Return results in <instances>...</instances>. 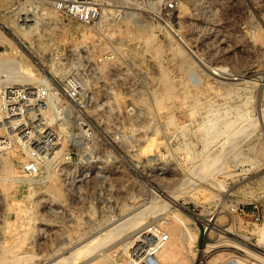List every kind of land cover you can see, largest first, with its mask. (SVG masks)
I'll return each instance as SVG.
<instances>
[{
    "label": "rangeland",
    "instance_id": "1",
    "mask_svg": "<svg viewBox=\"0 0 264 264\" xmlns=\"http://www.w3.org/2000/svg\"><path fill=\"white\" fill-rule=\"evenodd\" d=\"M91 1L97 2L99 6L102 8V17L98 29L84 26L81 23L68 18L62 11L55 8V6L53 5V0H0V35H1L0 37L2 38V40H0V60L6 56L13 55L21 60H25V61L28 60L29 63L34 67V69L36 68L33 62H36L39 65L44 66L46 70H48L49 72H53V73H58V72H54L52 71V69L50 70V66L48 64L50 60H52L53 64H55L57 68H59V70H63V69L83 70L82 74L85 73V75L83 76L85 83L90 87L98 88L99 90L95 94H97V96H99L101 100L108 99L111 103V106L108 109L105 108V109L97 110L94 107H89V111L98 120L103 121L102 128L103 129L106 128V132L109 131L108 129L110 126L107 123L105 124L104 122H106V120L109 119L112 114L115 115L118 114L119 120H121L122 123L121 126H123L121 130L122 134H128V133L131 134L130 140L121 141L120 138H118L117 140L116 139L112 140V144L114 145V147L123 156V158H121L122 162H120L121 165L120 167H118L120 168L119 170L120 178H118V180H115L113 178V173H108L107 175H105L104 173V176L103 173H99L98 174L99 177H94V176L92 177V174L89 173L88 180L83 179L80 184L76 182V184L73 185L67 183V177L65 176V174L57 172L56 174L58 175L59 180L57 184L53 185L51 184V180L48 181L47 177H45V172H41L40 174L35 176L36 178L32 177V179L30 177H26L25 174L21 172L23 175L21 176V179L5 180V181L1 179L0 186L1 185L4 186L3 187L1 186L0 189H3L5 191L3 195L2 193L0 194L1 197L0 198L1 201L0 202V221H1L0 222V231H1L0 253L1 254L3 253L1 251L5 252V249L3 248L4 245L2 246V243L4 244L6 241L8 242L10 240L9 242L11 244L15 240L16 243L14 244V246L18 245L19 248L18 247L14 248L13 244L10 246L9 242H8L9 246L5 244L6 246L4 247L5 248L12 247L17 251H19V254L22 252L21 255L26 254L24 256H27L28 260L31 255L43 257L44 260L48 259L50 257V254L52 253V250L54 252L61 251L74 244L77 245L78 242L88 234H91L92 236H97L98 233L96 232V230L102 227V225L105 224V222L112 220L111 219L112 217L115 218L122 216L121 214H125L128 209L131 210V208L134 207H136V209L142 208L144 206L142 204L143 202L149 204V200L152 198V195L158 197L159 203H163L164 201H165L164 203H166L167 202L165 198L166 193H169L174 189L173 191L178 192L176 198V203H178V206L171 204L170 206H168L167 212L164 211L162 213H157L151 216L150 219L148 218L149 220H146L145 223H142L141 225L136 227V229L124 228L125 230L123 229V231L119 232L117 236L115 235L114 237L107 238L104 241V243L98 245L87 254L77 253L76 257L66 262V264H105V263L106 264H126V263L136 264L138 262H135L133 256L131 255L132 242H128L127 241L128 238L130 240L135 238L149 224H158V225L161 224L160 225L161 228L165 230L166 227H169V220L171 219V214L175 210H179L185 216L188 217L190 216L192 219H197L199 230L196 240V246L205 247L208 243L214 244V246L208 248V250L206 251L202 250L200 252H197L198 254L195 256V258L192 259V262L191 261L187 262L180 259L184 252L182 245V248L180 250V255H178V257L175 260H172L170 262L167 261L164 263L162 262L160 257L156 255L155 258L158 261V264H181V263L207 264L209 263V261L215 260L216 257H220L216 261V263L218 262L220 263L221 261L226 259V257L231 255L242 258H248L249 261L251 262L254 261L252 256L248 255L244 249L233 246L230 241L245 246V248L251 251H255L257 254L264 257V245L258 244L256 242V236L255 233L253 232L255 231L254 229H256V227L262 226L264 224V147H263L264 118L262 116L263 114L262 111L264 110L263 109L264 108V88H263L264 87V0H228L229 2L227 0L224 1L223 0H193L188 3L187 6L188 9H186V11L183 12V14L180 16L181 18H178V15H176L178 5L174 9L171 10L166 9L164 4L165 0H127V1L126 0H91ZM203 5H207V6H203ZM105 7L110 8L111 10V14H109L108 16L104 11ZM122 9L128 10V12L130 13L132 12L133 14H135V16L137 15L142 17L141 19L144 23V26L148 27L149 30L151 28L150 32H154L153 33L154 35L152 33L151 34L153 35V37H155L154 40L160 47L158 53H155L152 50L150 51L149 48H147L146 46H144V44H142L141 42L135 39L129 40L125 38L124 33L122 32L127 30V28L124 26L125 23L123 20L124 18H123ZM105 16L107 17L106 19L108 18L109 19L107 21L106 19L102 21ZM208 16L210 22L207 21ZM145 20L149 25L146 24ZM188 20L190 21V23H188L189 22ZM25 21H27L26 23L34 24V26L32 27L33 29L30 28L29 30H27L24 33L25 35L23 36V33H21V31H16L17 29H14L15 28L14 25L21 26L22 28H24L23 25L25 24ZM101 21L105 22V25H103V27H100ZM166 23H169L173 29H176L179 32L181 31L180 33H182L184 37L186 36V41L188 45L185 50H184L185 47L182 44V42L179 39H177V37L171 31V28H169ZM130 25L132 26L133 24ZM198 25L199 26L201 25V27H199ZM194 26L198 28L196 27L194 28ZM206 28L209 29V31H207ZM198 30L201 32L199 33ZM86 31L93 33L94 38L95 39L97 38L103 43L102 48H97L92 52L91 58H87L88 54H85V49H84L86 48V46L84 45L85 43L83 42L85 38L82 33ZM195 33H197V35H195ZM216 37L217 39H215ZM119 41L120 43H118ZM177 43L179 44L177 45ZM176 47H180L181 49H183L185 52L188 53L187 55L189 56L187 58V61L189 62V64H192L191 66L193 67V68L190 67V69H195V71L200 76V79L203 78L199 80V82H193L191 80V78L188 75L189 69L180 68L179 65L180 59L177 58L175 55L174 48ZM123 50L124 52L125 51L126 52L124 53ZM68 53H71V55ZM150 53L153 54L151 55ZM165 54L167 56H164ZM200 57L208 64L211 63V64L226 65V67L231 70L239 71L240 73L243 74L245 80H236L229 85L228 83H220L223 78H220L219 76L215 78L214 77L215 74H213L203 65V63L200 60ZM176 68L179 69L177 70ZM161 71L167 72L169 81H171L170 83L173 88V94H174L173 96H175L170 100L169 102L170 106L168 109L171 115L172 113L174 115V116L172 115V117H174L173 118L174 122L176 120V124L174 125L165 124L166 122L164 120L166 118V114H165L166 111L163 108H157V107H155L156 108L155 111L154 108L155 105L152 102V98H153L152 90H151L152 87L153 89H159L162 86V84H160L161 82L159 78ZM153 76H155L156 78ZM253 78L259 79L261 83L260 84L252 83L248 81ZM182 80L183 82H181ZM224 81H226V79H224ZM208 82L209 83L213 82L214 85L213 84L210 85ZM214 87H218L221 91H219L218 88H214ZM224 89H227L228 92L229 90L232 92L228 93ZM216 91L218 93H216ZM116 94H119L123 100L121 99L120 101L116 102L115 101ZM205 94L207 97H209L208 99H206ZM150 95L152 98L150 97ZM223 96L226 97L223 98ZM236 96L238 97L240 96L239 97L240 99L237 98ZM142 99L144 100V103H142ZM209 99L210 101L212 100L213 103H211ZM189 100L191 101V103ZM183 102L186 104L183 105ZM192 103H194L196 106L193 105ZM180 104L181 106H178ZM188 104L190 105L192 104V105L190 106ZM213 104L216 107H213L214 106ZM146 105H147V110H146ZM225 105H227L228 107H226ZM192 106L195 107L194 111L191 110L193 108ZM212 107L213 109L214 108L223 109L225 117L227 119L235 120L237 127L240 124H243L244 126L240 130H238V128L240 127L238 128L236 127L238 131L236 130L233 136H231L232 139L226 140V136L220 135L218 138L211 140L207 146H204L205 143L200 135L199 125L205 119V115H203V113L207 110V108L209 109ZM231 107L233 108L230 109ZM236 107L237 108L239 107L237 111L235 109ZM242 107H244V109ZM148 109L151 111H149ZM188 109L193 113L195 111H196L195 113L197 112L198 113L191 114L192 112H190ZM149 113L151 116L149 115ZM237 113L240 114L243 113L242 115H244L245 117L241 118L236 115ZM249 116L252 119H255L254 120L255 124L251 123L254 121L248 119L250 118ZM191 117L194 119H192ZM107 125L108 128L106 127ZM248 125H250V127H248ZM245 128H247L246 130L247 132L245 131ZM249 130L251 134L248 132ZM233 131L234 130H232V132ZM243 131L244 133L249 134V136L247 134L245 136H242L241 133H243ZM178 132H180L181 134ZM238 132L241 133L237 134ZM165 133L167 136L165 135ZM163 134L165 136H163ZM154 136L156 137L154 138ZM193 136H195L196 138ZM151 137L154 139L152 140ZM162 138L164 139V141H162L163 140ZM197 138L200 139L198 140ZM235 138H237V141H235L234 143L233 140ZM150 139L152 140V143H150L151 141ZM219 139L221 141L227 142V145L225 144L223 145L225 147L222 150V153L225 155L223 156L224 158L222 157V161L218 162L217 165L211 168L210 170L209 169L203 170L202 168L203 164L201 163L203 162V159H201V155L203 157L204 154L205 155L210 154L216 147L219 148L220 146ZM202 140L203 142H201ZM231 141L232 143H230ZM236 142H238V144ZM145 143L147 147L145 146ZM148 143L149 145L151 144L150 145L151 147L147 145ZM236 144L237 146L233 148V145L235 146ZM213 145L215 147H213ZM182 147H184L185 149ZM236 148L238 149V152H236L237 151ZM143 149L145 152L143 151ZM231 149H233L232 150L233 152L231 151ZM234 149L236 150L235 155H234ZM199 151H201L202 154ZM230 151L231 153L229 154ZM247 152L250 155L246 154ZM2 155L11 159L10 161L12 165L19 169L18 156L15 152L9 151L7 153H3ZM228 155L229 156L234 155V156L233 157L230 156L229 158ZM186 156H188V158ZM192 157L194 158V160L191 159ZM247 157H249L250 159ZM198 161H200V163ZM258 161L260 163H257ZM191 163L192 165H190ZM219 163H222L223 165ZM256 164H258L259 166ZM244 167L246 168V170L244 169ZM226 168H228L229 170ZM242 172L244 173L242 174ZM79 175L80 174H78V176ZM190 175L192 176L191 178L194 180L195 183L186 186L182 185V187L178 186L182 178L188 177ZM217 177L220 179H218ZM1 182H4L5 184L4 183L1 184ZM105 184H111L108 185L110 186V188H106ZM103 185H105V188H102ZM76 186L78 187L81 186L82 188L80 187L79 189L83 192H79L80 190H78V187ZM111 187L113 189H111ZM224 188H227V190H224ZM105 189L108 190L109 192L106 191ZM106 194L109 195L110 197L107 196ZM40 195L43 197V199ZM90 203L92 204V206ZM49 204L51 208L48 207ZM4 205L5 206L8 205L6 206L7 208ZM13 205L15 206L13 207ZM48 208L51 210H49ZM14 209H16V211ZM17 209L19 210L17 211ZM170 209H172L173 211ZM24 211H26V213H24L26 215L23 214ZM13 212L14 213L16 212L15 213L16 216L14 215ZM31 214H33L34 217ZM71 218H73V220ZM207 218H210L208 224L206 223ZM27 219H30V221ZM48 219L49 221H47ZM4 220L8 224V228H6L7 227L6 223L4 225L3 222ZM25 222L26 223L28 222V224L26 225ZM21 223H23V225H21ZM1 224H3V226ZM213 224H216L217 228L220 229L228 228V231L226 232L217 231L211 228V225ZM14 227L16 231L12 230ZM4 228L6 230L5 232L7 233L4 232ZM56 229L58 230V232H56L57 231ZM21 230L28 231V233L27 232L22 233ZM43 232L45 233L48 232V234L46 235L47 241L45 240L44 242L42 241V239H40V235ZM79 232L80 234L81 233L82 234L81 235L77 234ZM18 233L20 236L18 235ZM76 235L78 236L76 237ZM67 236L69 237L70 240H68ZM72 236L73 238L74 237L75 238L73 239ZM80 236H82V238ZM125 240L126 242H128V244L125 242ZM65 242H67L66 245ZM55 244H57L59 247ZM122 245H125L127 249L126 247L122 249L121 248ZM142 246L143 245H141V247ZM57 247L58 249H56ZM98 250L99 252H97ZM125 251H127V253ZM64 254L66 255L68 253L66 252ZM222 254H224L223 257ZM88 255H90L91 257H89ZM98 258L100 260H98ZM29 261H27L25 264H28Z\"/></svg>",
    "mask_w": 264,
    "mask_h": 264
},
{
    "label": "bare ground",
    "instance_id": "2",
    "mask_svg": "<svg viewBox=\"0 0 264 264\" xmlns=\"http://www.w3.org/2000/svg\"><path fill=\"white\" fill-rule=\"evenodd\" d=\"M127 1V0H126ZM184 1V2H183ZM190 1H193V0H178V3H177V5H178V8H177V14L176 15H178V18H181L180 16L183 14V12H185L186 11V9H188L187 8V6H188V3L190 2ZM224 1V0H223ZM228 1V0H227ZM134 2V1H133ZM204 2V1H203ZM218 2V1H217ZM222 2V1H221ZM229 2V1H228ZM135 3V2H134ZM202 3V2H201ZM226 3V2H225ZM130 4H131V2H130ZM203 4V3H202ZM206 4V3H205ZM196 5H198V4H196ZM203 6H207V5H203ZM191 7V6H190ZM194 7V6H193ZM197 7V6H196ZM195 8V7H194ZM203 8H205V7H203ZM201 9V8H200ZM206 9H208V8H206ZM213 9V8H212ZM211 9V10H212ZM202 10V9H201ZM205 10V9H204ZM208 10H210V9H208ZM104 11L106 12V14H107V16L109 15V14H111V10H110V8H104ZM122 11H123V20H124V23H125V27L127 28V30H125L124 32H122V33H124V36H125V38L126 39H129V40H133V39H135V40H137V41H139V42H141L142 44H144V46H146L147 48H149L150 49V51L152 50V51H154L155 53H158L159 52V50H160V47H159V45L155 42V40H154V38L155 37H153V33L154 32H150L151 31V28H150V30L148 29V27H145L144 26V23H143V21H142V17L141 16H135V14H133L132 12L130 13V12H128V10H125V9H122ZM191 12V11H190ZM192 12H194V11H192ZM176 13V12H175ZM204 14V13H203ZM211 14V13H210ZM49 16H51V15H49ZM48 16V17H49ZM192 16V15H191ZM198 16V15H197ZM200 16H202V15H200ZM211 16V15H210ZM186 17V16H185ZM107 17L105 16L104 18H103V20L102 21H104L105 19H106ZM209 18V16L207 17V19ZM29 19V18H28ZM109 19V18H108ZM108 19H106V21L108 20ZM145 19V18H144ZM185 19V18H184ZM188 19V18H187ZM200 19V18H199ZM122 20V19H121ZM177 20V19H176ZM186 20V19H185ZM194 20V19H193ZM215 20V19H214ZM214 20H212V21H214ZM217 20V19H216ZM101 21V26L100 27H103V25H105V22H102ZM184 21V20H183ZM189 21V20H188ZM198 21H201V20H198ZM207 21H209L210 22V20L208 19ZM27 21H25V24L23 25L24 26V28H22L21 26H16V25H14V29H17L16 31H21V33H23V36L25 35L24 33L27 31V30H29L30 28H32L33 26H34V24H29V23H26ZM145 22H146V20H145ZM178 22V21H177ZM184 23V22H183ZM186 23V22H185ZM188 23H190V21L188 22ZM214 23V22H213ZM130 24H133L132 26L130 25ZM146 24H147V22H146ZM167 25H168V27L169 28H171V31L174 33V35L177 37V39H179L181 42H182V44L184 45V50L186 49V47H187V41H186V36L184 37L183 35H182V33H180L179 31H177L176 29H173L171 26H170V24L169 23H166ZM191 24H192V22H191ZM206 24V23H205ZM147 25H149V24H147ZM181 25V24H180ZM187 25V24H186ZM214 25V24H213ZM13 26V25H12ZM120 26V25H119ZM123 26V27H124ZM175 26V25H174ZM178 26V25H177ZM199 26V25H198ZM207 26V25H206ZM99 27V28H100ZM121 27V26H120ZM132 27V28H131ZM135 29H134V28ZM176 27V26H175ZM179 27V26H178ZM193 27V26H192ZM191 27V28H192ZM196 26H194V28H195ZM199 27H201V25L199 26ZM203 27V26H202ZM196 28H198V27H196ZM211 28V27H210ZM216 28V27H215ZM218 28V27H217ZM33 29V28H32ZM106 29V28H105ZM177 29H179V28H177ZM190 29V28H189ZM207 29V28H206ZM212 29V28H211ZM11 30V29H10ZM100 30V29H99ZM103 30H104V28H103ZM118 30H120V29H118ZM193 30V29H192ZM192 30H190V31H192ZM203 30V29H202ZM222 30V29H221ZM107 31V30H106ZM115 31V30H114ZM113 31V32H114ZM116 31H117V29H116ZM123 31V30H122ZM199 31V30H198ZM205 31V30H204ZM207 31H209V29H207ZM217 31V30H216ZM220 31V30H219ZM30 32V31H29ZM81 32V31H80ZM201 31H199V33H200ZM203 32V31H202ZM223 32V31H222ZM21 33H19V34H21ZM31 33H33V32H31ZM105 33V32H104ZM153 35H152V34ZM190 33H192V32H190ZM214 33V32H213ZM83 34V36H84V45L86 46V48H84L85 49V54H88V56H87V58H91V54H92V52L95 50V49H97V48H102L103 47V43L100 41V40H98L97 38L95 39L94 38V34L93 33H91V32H83L82 33ZM209 34V33H208ZM212 34V33H211ZM210 34V35H211ZM173 35V34H172ZM188 35V34H187ZM195 35H197V33H195ZM214 35V34H213ZM216 35V34H215ZM1 36V35H0ZM3 36V35H2ZM201 36V35H200ZM4 37V36H3ZM196 37V36H195ZM1 38V37H0ZM26 38V37H25ZM31 38H33V37H31ZM81 38H82V36H81ZM106 38V37H105ZM122 38V37H121ZM121 38H120V40H121ZM205 38V37H204ZM209 38V37H208ZM213 38V37H212ZM212 38H210V39H212ZM5 39V38H4ZM123 39V38H122ZM215 39H217V37L215 38ZM0 40H2V38L0 39ZM83 40V39H82ZM12 41V40H11ZM206 41V40H205ZM208 41V40H207ZM217 41V40H216ZM33 42V41H32ZM123 42V41H122ZM128 42V41H127ZM175 42V41H174ZM105 43V42H104ZM118 43H120V41L118 42ZM117 43V44H118ZM130 43H132V42H130ZM204 43V42H203ZM89 44V45H88ZM179 43H177V45H178ZM222 44V43H221ZM122 45V44H121ZM134 45H135V43H134ZM141 45V44H140ZM11 46V45H10ZM70 46V45H69ZM72 46V45H71ZM91 46V47H90ZM124 46V45H123ZM172 46V45H171ZM180 46V45H179ZM31 47V46H30ZM118 47H119V45H118ZM121 47V46H120ZM125 47V46H124ZM124 47H123V49H124ZM128 47V46H127ZM161 47H162V45H161ZM181 47V46H180ZM180 47H176V48H174L175 49V55H176V57L177 58H179L180 59V61H179V65H180V68H185V69H189V71H188V75H189V77L191 78V80L193 81V82H199V80H201V79H203V78H201L200 79V76L198 75V73L195 71V69H190V67H192L191 65L192 64H189V62L187 61V58H188V56L189 55H187L188 53L187 52H185L183 49H181ZM37 48H39V47H37ZM126 48V47H125ZM164 48V47H163ZM173 48V47H172ZM119 49V48H118ZM144 49V48H143ZM167 49V48H166ZM122 50V49H121ZM147 50V49H146ZM12 51V50H11ZM138 51H139V49H138ZM149 51V50H148ZM169 51H170V49H169ZM187 51V50H186ZM229 51V50H228ZM232 51V50H231ZM119 52H122V51H119ZM123 52H124V50H123ZM126 52V51H125ZM124 52V53H125ZM165 52V51H164ZM167 52V51H166ZM134 53V52H133ZM140 53V52H139ZM142 53V52H141ZM145 53V52H144ZM147 53V52H146ZM14 54V53H13ZM68 54H70L71 55V53H68ZM128 54V53H127ZM151 54V53H150ZM149 54V55H150ZM153 54V53H152ZM151 54V55H152ZM75 55V54H74ZM130 55V54H129ZM125 56V55H124ZM128 56V55H127ZM158 56V55H157ZM162 56V55H161ZM164 56H167L166 54L164 55ZM199 56V55H198ZM74 57V56H73ZM129 57V56H128ZM169 57V56H168ZM173 57H175V56H173ZM173 57H172V59H173ZM134 58V57H133ZM158 58V57H157ZM162 58H164V57H162ZM219 58H220V56H219ZM24 59V58H23ZM132 59V58H131ZM139 59H140V57H139ZM175 59V58H174ZM149 60V59H148ZM155 60V59H154ZM162 60V59H161ZM176 60V59H175ZM200 60H201V62L203 63V65L208 69V70H210L213 74H215V78H217L218 76L220 77V78H223L222 80H221V82L220 83H228V85L229 84H232L234 81H236V80H245L244 79V76H243V74L242 73H240L239 71H234V70H231V69H229V68H227L226 67V65H219V64H208V63H206L201 57H200ZM28 60H21V59H19V58H16L15 56H13V55H10V56H6V57H4L3 59H1L0 60V85L2 86L4 83L5 84H20V83H26V84H30L31 82H33L34 80H37V79H39L40 77H41V75L37 72V70L36 69H34V67L29 63V61L27 62ZM49 61V60H48ZM47 61V62H48ZM153 61V60H152ZM156 61V60H155ZM169 61H172V60H169ZM192 61V60H191ZM190 61V62H191ZM159 62H160V60H159ZM175 62V61H174ZM93 63V62H92ZM152 63V62H151ZM156 63V62H155ZM161 63H163V62H161ZM161 63H159V64H161ZM164 63H167V62H164ZM49 66H50V70L52 69V71H54V72H59V71H62V70H59V68H57V66L55 65V64H53V62H52V60H50L49 61ZM57 64V63H56ZM103 64V63H102ZM174 64V63H173ZM175 64H177V63H175ZM93 65V64H92ZM150 65V64H149ZM194 65V64H193ZM144 66V65H143ZM177 66V65H176ZM102 67H103V65H102ZM109 67V66H108ZM173 67H175V66H173ZM99 68H101V67H99ZM106 68V67H105ZM167 68V67H166ZM170 68V67H169ZM193 68V67H192ZM95 69H96V67H95ZM110 69H111V67H110ZM149 69V68H148ZM147 69V70H148ZM161 69V68H160ZM177 70L179 69V68H176ZM63 70H66V69H63ZM93 70V69H92ZM98 70V69H97ZM108 70V69H107ZM167 70V69H166ZM181 70V69H180ZM150 71V70H149ZM168 71V70H167ZM171 71V70H170ZM170 71H169V73H170ZM185 71V70H184ZM187 71V70H186ZM96 72V71H95ZM152 72V71H151ZM157 72H159V71H157ZM145 73H146V71H145ZM154 73V72H153ZM185 73V72H184ZM155 74V73H154ZM180 74V73H179ZM151 75H153V74H151ZM181 75V74H180ZM149 76V75H148ZM147 76V77H148ZM157 76V75H156ZM183 76V75H182ZM153 77H155V76H153ZM173 77V76H172ZM156 78V77H155ZM159 78H160V84H162V86H161V88H159V89H153V87H152V96H153V98L151 97V95H150V97L152 98V102H153V104L155 105L154 106V108L155 107H157V108H163L166 112H165V114H166V118H165V124H167V125H174V124H176V120H175V122H174V117H172V115H173V113H172V115H171V113L168 111V109H169V102H170V100L173 98V97H175V96H173L174 94H173V88H172V86H171V81H169V78H168V74H167V72H165V71H161L160 72V76H159ZM212 78V77H211ZM219 78V79H220ZM148 79V78H147ZM177 79V78H176ZM186 79V78H185ZM189 79V78H188ZM224 79H226V81H224ZM261 79V78H260ZM178 80V79H177ZM208 80V79H207ZM149 81H150V79H149ZM152 81V80H151ZM248 81H250V82H252V83H261V81L259 80V79H256V78H253V79H250V80H248ZM154 82V81H153ZM156 82V81H155ZM181 82H183V80L181 81ZM150 83V82H149ZM186 83V82H185ZM209 83V82H208ZM218 83V82H217ZM246 83V82H245ZM176 84H178V83H176ZM210 85L211 84H213V82L212 83H209ZM149 85H152V84H149ZM172 85H174V84H172ZM214 85V84H213ZM235 85V84H234ZM233 85V86H234ZM1 86H0V88H1ZM179 86V85H178ZM188 86V85H187ZM191 86V85H190ZM190 86H189V88H190ZM200 86V85H199ZM198 86V87H199ZM236 86V85H235ZM183 87H184V84H183ZM227 87V86H226ZM237 87H238V85H237ZM156 88V87H155ZM174 88H175V86H174ZM195 88V87H194ZM196 88H197V86H196ZM201 88V87H200ZM214 88H218V87H214ZM224 88H225V86H224ZM230 88V87H229ZM264 88V87H263ZM185 89H187V88H185ZM202 89V88H201ZM223 89V88H222ZM234 89H235V87H234ZM147 90H149V89H147ZM183 90V89H182ZM190 90V89H189ZM195 90V89H194ZM204 90V89H203ZM215 90V89H214ZM218 90L219 91H221L219 88H218ZM224 90H226V92H228L227 91V89H224ZM185 91V90H184ZM199 91V90H198ZM206 91V90H205ZM147 92H149V91H147ZM179 92V91H178ZM177 92V93H178ZM181 92H183V91H181ZM196 92V91H195ZM194 92V93H195ZM225 92V93H226ZM229 92H232V91H230L229 90ZM228 92V93H229ZM236 92V91H235ZM176 93V92H175ZM216 93H218L217 91H216ZM148 94V93H147ZM186 94H188V93H186ZM189 94H191V93H189ZM196 94V93H195ZM194 94V95H195ZM235 94H237V93H235ZM234 94V95H235ZM182 95V94H181ZM197 95V94H196ZM201 95H204V94H201ZM207 95H209V94H207ZM213 95V94H212ZM219 95V94H218ZM233 95V96H234ZM241 95V94H240ZM141 96V95H140ZM139 96V97H140ZM176 96H177V94H176ZM183 96H184V94H183ZM186 96V95H185ZM191 96V95H190ZM205 96H206V94H205ZM204 96V97H205ZM220 96V95H219ZM248 96V95H247ZM180 97V96H179ZM224 97H226V96H223V98ZM237 98H239L238 96H236ZM182 98V97H181ZM191 98V97H190ZM209 97H207L206 96V99H208ZM216 98V97H215ZM122 98H121V96L119 95V94H116V96H115V101L116 102H118V101H120ZM139 99V98H138ZM150 99V98H149ZM180 99V98H179ZM183 99V98H182ZM195 99V98H194ZM205 99V100H206ZM213 99V98H212ZM226 99V98H225ZM240 99V98H239ZM123 100V99H122ZM175 100V99H174ZM184 100V99H183ZM186 100H188V99H186ZM196 100V99H195ZM238 100V99H237ZM141 101V100H140ZM149 101V100H148ZM182 101V100H181ZM190 101V100H189ZM193 101V100H192ZM201 101V100H200ZM199 101V102H200ZM202 101H204V100H202ZM209 101H210V99H209ZM219 101V100H218ZM225 101V100H224ZM227 101V100H226ZM229 101V100H228ZM242 101V100H241ZM146 102H147V100H146ZM185 102V101H184ZM183 102V105L184 104H186L187 103V101H186V103H184ZM196 102V101H195ZM211 103H213L212 102V100L210 101ZM221 102V101H220ZM243 102V101H242ZM142 103H144V100L142 99ZM189 103V102H188ZM190 103H191V101H190ZM229 103V102H228ZM227 103V104H228ZM147 104H149V103H147ZM193 105H195L194 103H192ZM191 104V105H192ZM216 104V103H215ZM236 104V103H235ZM241 104V103H240ZM239 104V105H240ZM142 105V104H141ZM174 105V104H173ZM172 105V106H173ZM188 105H190V104H188ZM190 105V106H191ZM198 105V104H197ZM214 105V104H213ZM220 105V104H219ZM222 105V104H221ZM247 105V104H246ZM153 106V105H152ZM178 106H181V104L180 105H178ZM196 106V105H195ZM206 106H207V104H206ZM211 106H212V104H211ZM226 107H228L227 105H225ZM231 106V105H230ZM242 106V105H241ZM144 107V106H143ZM151 107V106H150ZM176 107V106H175ZM193 107V106H192ZM213 107H216L215 105L213 106ZM213 107L212 108H207V110L203 113V115H205V119H204V121L202 122V123H200V125H199V132H200V135H201V137L203 138V140H204V143H205V145L204 146H207L208 145V143H210V141L211 140H213V139H216V138H218L220 135H224V136H226V140L227 139H232V137L231 136H233V134L236 132V130H237V128L238 127H240V128H238V130H240L244 125L243 124H240L238 127H237V125H236V121L235 120H233V119H227L226 117H225V114H224V110L223 109H218V108H214L213 109ZM263 107V106H262ZM184 108V107H183ZM187 108V107H186ZM188 108H190V107H188ZM194 108L195 107H193L191 110H193L194 111ZM233 107H231L230 109H232ZM239 108V107H238ZM237 107L235 108L236 109V111H237V109H238ZM243 109H244V107H242ZM177 109H179V108H177ZM235 109H233V110H235ZM260 109V108H259ZM264 109V108H263ZM146 110H147V105H146ZM149 110V109H148ZM185 110V109H184ZM183 110V111H184ZM189 110V109H188ZM205 110V109H204ZM149 111H151V110H149ZM155 111H156V108H155ZM163 111V110H162ZM190 111V110H189ZM227 111V110H226ZM230 111V110H229ZM259 111H261V110H259ZM158 112V111H157ZM177 112V111H176ZM175 112V113H176ZM190 112H192V111H190ZM196 112V111H195ZM194 112V113H195ZM200 112V111H199ZM245 112H247V111H245ZM263 112V114H262V116H263V118H264V110L262 111ZM261 112V113H262ZM147 113V112H146ZM151 113V112H150ZM150 113H149V115H150ZM193 112L191 113V114H194ZM198 113V112H197ZM197 113H195V114H197ZM201 113V114H202ZM225 113H227V112H225ZM156 114V113H155ZM164 114V113H163ZM200 114V113H199ZM243 113H237L236 115L237 116H239V117H241V118H244L245 116L244 115H242ZM188 115V114H187ZM202 115V116H203ZM227 115V114H226ZM232 115V114H231ZM151 116V115H150ZM174 116V115H173ZM176 116V115H175ZM193 116V115H192ZM202 116H200V117H202ZM230 116V115H229ZM236 116V117H237ZM253 116V115H252ZM157 117V116H156ZM188 117V116H187ZM228 117V116H227ZM250 117V116H249ZM254 117V116H253ZM192 118V117H191ZM238 118V117H237ZM240 118V119H241ZM192 119H194V118H192ZM196 119V118H195ZM248 119H251V120H255V119H252L251 117L250 118H248ZM162 120V119H161ZM157 121V120H156ZM202 121V120H201ZM200 121V122H201ZM248 121V120H247ZM159 123V122H158ZM183 123V122H182ZM241 123H242V121H241ZM252 124H255V121L254 122H251ZM154 125V124H153ZM179 125V124H178ZM191 125V124H190ZM148 126H149V124H148ZM252 126V125H251ZM174 127V126H173ZM237 127V128H236ZM248 127H250V125H248ZM154 128H155V126H154ZM166 128V127H165ZM196 128V127H195ZM254 128H256V127H254ZM161 129V128H160ZM177 129V128H176ZM191 129H192V127H191ZM250 129V128H249ZM164 130H166V129H164ZM172 130V129H171ZM174 130V129H173ZM180 130V129H179ZM232 130H234L233 132H232ZM237 130V131H238ZM244 130V129H243ZM247 130V128H245V131ZM251 130H254V129H251ZM155 131V130H154ZM153 131V132H154ZM169 131V130H168ZM176 131V130H175ZM178 131V130H177ZM170 132V131H169ZM174 132V131H173ZM182 132V131H181ZM242 132V131H241ZM241 132H238L237 134H239V133H241ZM247 132V131H246ZM250 134H251V132H250V130L248 131ZM178 133H180V132H178ZM193 133H195V132H193ZM253 133V132H252ZM155 134V133H154ZM153 134V135H154ZM181 134V133H180ZM179 134V135H180ZM187 134H188V132H187ZM197 134V133H196ZM242 134V136H245L247 133H244V131H243V133H241ZM244 134V135H243ZM153 135H150V136H153ZM165 135H166V133H165ZM164 134H163V136H165ZM193 135V134H192ZM198 135V134H197ZM248 136H249V134H247ZM130 135H129V133L128 134H123V138L121 137L120 138V140L122 141H124V140H130V137H129ZM161 136V135H160ZM167 136V135H166ZM242 136H241V138H242ZM156 136H154V138H155ZM192 137V136H191ZM193 137H195V136H193ZM152 138V137H151ZM154 138H152V140L154 139ZM196 138V137H195ZM247 138V137H246ZM158 139H159V137H158ZM161 139V138H160ZM163 139V138H162ZM198 140L200 139V138H197ZM151 140V139H150ZM152 140L150 141V143H152ZM168 140V139H167ZM190 140V139H189ZM194 140V139H193ZM203 140L201 141V142H203ZM218 140V139H217ZM220 140V139H219ZM241 140V139H240ZM244 140V139H243ZM243 140H242V142H243ZM148 141V140H147ZM156 141V140H155ZM162 141H164V139L162 140ZM234 143H235V141H237V138H235L234 140ZM183 142V141H182ZM181 142V143H182ZM219 142V141H218ZM229 142V141H228ZM221 143V144H220ZM220 143H219V148L218 147H216L210 154H208V155H205L204 153V156L202 157V155H201V159H203V162H201L203 165H202V168H203V170H206V169H211V168H213V167H215L216 165H217V163L218 162H220V161H222V157L223 156H225L223 153H222V150L224 149V147L225 146H223L224 144L225 145H227V142L226 141H221L220 140ZM230 143H232V141L230 142ZM229 143V144H230ZM237 144H238V142H236ZM153 144H154V142H153ZM187 144V143H186ZM190 144V143H189ZM213 144V143H212ZM228 144V145H229ZM237 144L234 146L233 145V148L234 147H236L237 146ZM147 145H149V143L147 144ZM151 145V144H150ZM149 145V146H150ZM156 145V144H155ZM162 145V144H161ZM180 145V144H179ZM184 145V144H183ZM193 145V144H192ZM195 145V144H194ZM145 146H146V143H145ZM157 146V145H156ZM163 146V145H162ZM191 146V145H190ZM201 146H203V145H201ZM217 146V145H216ZM240 146V145H239ZM143 147V146H142ZM147 147V146H146ZM145 147V148H146ZM151 147V146H150ZM172 147H174V146H172ZM178 147H180V146H178ZM195 147V146H194ZM193 147V148H194ZM213 147H215L214 145H213ZM232 147V146H231ZM264 147V146H263ZM161 148V147H160ZM182 148H184V147H182ZM181 148V149H182ZM203 148V147H202ZM239 148V147H238ZM251 148V147H250ZM147 149V148H146ZM145 149V150H146ZM180 149V148H179ZM185 149V148H184ZM229 149V148H228ZM237 149V148H236ZM255 149V148H254ZM139 150V149H138ZM149 150V149H148ZM176 150V149H175ZM178 150V149H177ZM198 150H199V148H198ZM202 150V149H201ZM233 149H231V151H232ZM143 151H144V149H143ZM157 151H159V150H157ZM184 151V150H183ZM186 151V150H185ZM191 151V150H190ZM192 151H194V150H192ZM231 151L229 152V154L231 153ZM236 150L234 149V155H235V153L236 152H238V149H237V151L235 152ZM240 151H242V150H240ZM252 151H253V149H252ZM256 151V150H255ZM145 152V151H144ZM148 152V151H147ZM199 152H201V151H199ZM225 152V151H224ZM233 152V151H232ZM157 153V152H156ZM186 153V152H185ZM184 153V154H185ZM201 154H202V152H201ZM207 154V153H206ZM238 154V153H237ZM246 154H248V152L246 153ZM253 154V153H252ZM190 155V154H189ZM199 155V154H198ZM234 155H230L231 157H233ZM242 155V154H241ZM248 155H250V154H248ZM15 156V155H14ZM229 156V155H228ZM230 156H229V158H230ZM243 156H246V155H243ZM10 157V156H9ZM13 157V156H12ZM11 157V158H12ZM187 158H188V156H186ZM195 157V156H194ZM197 157V156H196ZM200 157V156H199ZM251 157V156H250ZM151 158V157H150ZM190 158V157H189ZM224 158V157H223ZM247 158H249V157H247ZM254 158V157H253ZM191 159H193L194 160V158L192 157ZM250 159V158H249ZM11 159H9L8 157H6V156H4V155H2V154H0V180L2 179L3 181H5V180H16V179H21V176H23L22 175V171L21 170H19L18 168H16V167H14L13 165H12V163H11V161H10ZM199 160V159H198ZM225 160V159H224ZM240 160V159H239ZM244 160V159H243ZM247 161V160H246ZM189 162V161H188ZM195 162H197V161H195ZM199 163H200V161H198ZM239 162V161H238ZM250 162V161H249ZM253 162V161H252ZM198 163V164H199ZM257 163H260L259 161L257 162ZM194 164V163H193ZM219 164H222V163H219ZM225 164V163H224ZM228 164V163H227ZM229 164H232V163H229ZM190 165H192V163L190 164ZM223 165V164H222ZM256 165H258V164H256ZM246 166V165H245ZM250 166V165H249ZM253 166H255V165H253ZM259 166V165H258ZM59 167H62V165L61 164H59ZM218 167H219V165H218ZM218 167H216V168H218ZM224 167V166H223ZM223 167H220V168H223ZM231 167V166H230ZM229 167V168H230ZM233 167V166H232ZM53 166H51V164L50 163H48L47 165H46V167H45V169L42 171V172H45V177H47V179H48V181H50L51 180V184H57V182H58V175L56 174L57 172H55L54 170H53ZM188 168V167H187ZM186 168V169H187ZM258 168V167H257ZM182 169V168H181ZM184 169H185V167H184ZM193 169V168H192ZM226 169H228V168H226ZM244 169L246 170V168L244 167ZM253 169V168H252ZM119 170H120V168H118V170L117 171H115V172H112L113 173V178L115 179V180H118V178H120V173H119ZM179 170V169H178ZM188 170V169H187ZM213 170V169H212ZM229 170V169H228ZM181 171V170H180ZM184 171V170H183ZM222 171V170H221ZM238 171V170H237ZM243 171V170H242ZM22 172V173H21ZM203 172H205V171H203ZM220 172V171H219ZM232 172H234V171H232ZM258 172V171H257ZM186 173V172H185ZM188 173V172H187ZM214 173V172H213ZM212 173V174H213ZM217 173V172H216ZM224 173V172H223ZM228 173V172H227ZM231 173V172H230ZM240 173V172H239ZM238 173V174H239ZM244 172H242V174H243ZM251 173V172H250ZM24 174V173H23ZM184 174V173H183ZM241 174V175H242ZM105 175H107L106 173H105ZM202 175H204V174H202ZM201 175V176H202ZM224 175V174H223ZM103 176H104V173H103ZM205 176H206V174H205ZM228 176H229V174H228ZM239 176V175H238ZM106 177V176H105ZM192 176L190 175V176H188V177H184V178H182L181 179V181H180V183L178 184V186H181L182 187V185L183 186H186V185H192V183H195L194 182V180L191 178ZM208 177V176H207ZM235 177H237V176H235ZM25 178V177H24ZM36 178V177H35ZM91 178V177H90ZM180 178V177H179ZM210 178H211V176H210ZM218 178V177H217ZM242 178V177H241ZM262 178V177H261ZM28 179V178H27ZM32 179V178H31ZM30 179V180H31ZM218 179H220V178H218ZM232 179V178H231ZM233 179H234V177H233ZM46 180V179H45ZM241 180V179H240ZM224 181V180H223ZM239 181V180H238ZM9 182H11V181H9ZM177 182V181H176ZM179 182V181H178ZM235 182V181H234ZM257 182V181H256ZM2 183H4V182H1V184ZM89 183V182H88ZM113 183V182H112ZM220 183H221V181H220ZM259 183V182H258ZM257 183V184H258ZM5 184V183H4ZM9 184V183H8ZM61 184V183H60ZM49 185V184H48ZM74 185V184H73ZM83 185V184H82ZM81 185V186H82ZM106 185V188H110V186H108V185H111V184H105ZM105 185H103L102 186V188H105ZM113 185V184H112ZM217 185V184H216ZM2 186V185H1ZM0 186V187H1ZM4 186V185H3ZM2 186V187H3ZM47 186V185H46ZM80 186V187H81ZM218 186V185H217ZM53 187H55V186H53ZM69 187V186H68ZM76 187H78V186H76ZM80 187H78V190H80L79 188ZM220 187V186H219ZM4 188H6V187H4ZM46 188V187H45ZM52 188V187H51ZM82 188V187H81ZM244 188V187H243ZM249 188V187H248ZM251 188H253V187H251ZM55 189V188H54ZM77 189V188H76ZM75 189V190H76ZM111 189H113L112 187H111ZM110 189V190H111ZM83 190V189H82ZM106 190V189H105ZM174 190V189H173ZM170 191L169 193H166V195H165V198H166V200H167V202L166 203H159L158 202V197H156V196H154V195H152V198L149 200V204L147 203H142L143 205V207L142 208H139V209H136V207H134V208H131V210L130 209H128V207H127V209L129 210H127V212L125 213V214H121L122 216H120V217H115V218H111L112 220H110V221H108V222H105V224H103L102 225V227H100L99 229H97L96 230V232L98 233V235L97 236H92L91 234H88V235H86V236H84V234H83V238H82V236H80L82 239L78 242V244L76 245V244H74V245H72V246H70V247H68V248H66V249H63V250H61V251H53L52 250V253L50 254V257L48 258V259H45L44 260V258L43 257H39V256H32L31 254H32V252H31V256H30V258H31V260H30V258H29V260H28V258H27V256H24V255H26V254H24V255H21V253L19 254V251H17L16 249H14V248H16V247H18V245H16V246H14V244L16 243V241L14 240H11V241H13L11 244H10V240L8 241L9 242V244H10V246L13 244V246H14V248H12V247H8V248H5L4 246H6L5 244H7L8 245V242L6 241L4 244L2 243V246H3V248L5 249V252L4 251H1V252H3L1 255H0V264H10V263H13V264H25L27 261H29V263L28 264H66V262H68V261H70L71 259H73L74 257H76V254L77 253H82V254H87L88 252H90L91 250H93L95 247H97L98 245H100V244H102V243H104V241L107 239V238H110V237H114L115 235L117 236V234L119 233V232H121V231H123V229L125 228V229H127V228H134V229H136V227H138L139 225H141L142 223H145V221L146 220H149L150 218H151V216H153V215H155V214H157V213H162V212H164V211H166L167 212V208H168V206H170L171 204H173V205H177L178 206V203H176V198H177V194H178V192L177 191ZM224 190H227V188H224ZM229 190V189H228ZM238 190V189H237ZM4 191L5 190H3V189H0V194L2 193V195H3V193H4ZM7 191V190H6ZM9 191V190H8ZM45 191V190H44ZM49 191V190H48ZM106 191H108V190H106ZM59 192V191H58ZM79 192H83V191H79ZM109 192V191H108ZM10 193V192H9ZM41 193V192H40ZM57 193V192H56ZM55 193V194H56ZM78 193V192H77ZM113 193V192H112ZM152 193V192H151ZM37 194V193H36ZM51 194H52V192H51ZM103 194V193H102ZM1 195V196H2ZM48 195V194H47ZM58 195V194H57ZM63 195V194H62ZM107 195V194H106ZM118 195V194H117ZM37 196V195H36ZM41 196V195H40ZM44 196H45V194H44ZM64 196V195H63ZM107 196H109V195H107ZM5 197V196H4ZM35 197V196H34ZM42 197V196H41ZM49 197V196H48ZM54 197V196H53ZM53 197H51V198H53ZM79 197V196H78ZM104 197H105V195H104ZM110 197V196H109ZM1 198V197H0ZM40 198V197H39ZM38 198V199H39ZM45 198V197H44ZM57 198V197H56ZM72 198V197H71ZM81 198V197H80ZM150 198V197H149ZM223 198V197H222ZM5 199V198H4ZM22 199V198H21ZM34 199V198H33ZM41 199V198H40ZM39 199V200H40ZM42 199H43V197H42ZM62 199V198H61ZM73 199V198H72ZM109 199V198H108ZM12 200V199H11ZM39 200H37V201H39ZM50 200V199H49ZM48 200V201H49ZM56 200V199H55ZM59 200V199H58ZM76 200V199H75ZM107 200V199H106ZM148 200V199H147ZM16 201V200H15ZM46 201V200H45ZM105 201V200H104ZM1 202V201H0ZM19 202V201H18ZM18 202H16V203H18ZM43 202V201H42ZM80 202V201H79ZM78 202V203H79ZM13 203V202H12ZM11 203V204H12ZM20 203V202H19ZM55 203V202H54ZM60 203H61V200H60ZM64 203V202H63ZM103 203V202H102ZM118 203V202H117ZM141 203V202H140ZM4 204V203H3ZM59 204V203H58ZM91 204V203H90ZM105 204V203H104ZM123 204H125V203H123ZM139 204V203H138ZM44 205V204H43ZM61 205V204H60ZM128 205V204H127ZM5 206V205H4ZM6 206H8V205H6ZM5 206V207H6ZM11 206V205H10ZM15 205H13V207H14ZM62 206V205H61ZM91 206H92V204H91ZM129 206V205H128ZM136 206H138V205H136ZM17 207H20V206H17ZM16 207V208H17ZM49 208H51V206H50V204H49V206H48ZM65 207H66V205H65ZM120 207V206H119ZM124 207H125V205H124ZM133 207V206H132ZM138 207H140V206H138ZM7 208V207H6ZM9 208V207H8ZM46 208V207H45ZM48 208V209H49ZM59 208H61V207H59ZM85 208V207H84ZM102 208V207H101ZM25 209V208H24ZM58 209V208H57ZM65 209V208H64ZM81 209V208H80ZM15 211H16V209H14ZM13 210V211H14ZM19 209H17V211H18ZM23 210V209H22ZM21 210V211H22ZM43 210H45V209H43ZM47 210V209H46ZM49 210H51V209H49ZM61 210V209H60ZM70 210H72V209H70ZM70 210H68V211H70ZM75 210V209H74ZM120 210V209H119ZM124 210V209H123ZM170 210H172V209H170ZM174 210H175V208H174ZM30 211H32V210H30ZM67 211V212H68ZM89 211H90V209H89ZM101 211H102V209H101ZM122 211V210H121ZM173 211V210H172ZM74 212V211H73ZM88 212V211H87ZM105 212V211H104ZM104 212H102V213H104ZM123 212V211H122ZM14 213V212H13ZM12 213V214H13ZM16 213V212H15ZM15 213H14V215H15ZM22 213V212H21ZM24 213H26V211H24L23 212V214ZM32 213V212H31ZM65 213V212H64ZM69 213V212H68ZM67 213V214H68ZM89 213V212H88ZM200 214V213H199ZM17 215H18V213H17ZM24 215H26V214H24ZM31 215H33V214H31ZM16 216V215H15ZM21 216V215H20ZM53 216V215H52ZM80 216V215H79ZM108 216V215H107ZM23 217V216H22ZM33 217H34V215H33ZM77 217V216H76ZM111 217V216H110ZM5 218V217H4ZM17 218V217H16ZM19 218V217H18ZM26 218V217H25ZM40 218V217H39ZM47 218H50V217H47ZM102 218V217H101ZM149 218V219H148ZM11 219V218H10ZM22 219V218H21ZM36 219V218H35ZM41 219V218H40ZM43 219V218H42ZM68 219V218H67ZM72 220H73V218H71ZM74 219H76V218H74ZM78 219V218H77ZM108 219V218H107ZM167 219V218H166ZM2 220V219H1ZM27 220H29L30 221V219H27ZM26 220V221H27ZM51 220H52V218H51ZM79 220V219H78ZM90 220H92V219H90ZM97 220V219H96ZM106 220V219H105ZM109 220V219H108ZM207 220V224H208V222L210 221V218H207L206 219ZM8 221H9V219H8ZM13 221V220H12ZM25 221V220H24ZM35 221V220H34ZM47 221H49V219L47 220ZM71 221V220H70ZM160 221V220H159ZM1 222V221H0ZM4 222V225H5V220L3 221ZM96 222H98V221H96ZM26 223V222H25ZM32 223V222H31ZM34 223V222H33ZM52 223V222H51ZM55 223V222H54ZM102 223V222H101ZM160 223H162V222H160ZM7 224V223H6ZM14 224H16V223H14ZM28 224V222L26 223V225ZM38 224V223H37ZM207 224H205V225H207ZM211 224V223H210ZM2 226H3V224H1ZM13 225V224H12ZM21 225H23V223H21ZM25 225V224H24ZM30 225V224H29ZM51 225V224H50ZM52 225H54V224H52ZM161 225V224H160ZM15 226V225H14ZM35 226V225H34ZM33 226V227H34ZM46 226V225H45ZM96 226V225H95ZM6 227V226H5ZM20 227V226H19ZM24 227V226H23ZM26 227V226H25ZM29 227V226H28ZM28 227H27V230H28ZM32 227V228H33ZM37 227V226H36ZM52 227V226H51ZM56 227V226H55ZM6 228H8V224H7V227ZM93 228V227H92ZM205 228H206V226H205ZM211 228H213V229H215V230H217V231H220V232H226V231H228V228H217V226H216V224H213V225H211ZM2 229V228H1ZM11 229V228H10ZM17 229V228H16ZM39 229V228H38ZM46 229V228H45ZM49 229V228H48ZM55 229V228H54ZM124 229V230H125ZM12 230H14V231H16L15 230V227L12 229ZM40 230H41V228H40ZM51 230V229H50ZM57 230V229H56ZM130 230V229H129ZM132 230V229H131ZM198 230H199V225H198V223H197V219H192L190 216L188 217V216H185L183 213H181L179 210H175V211H173L172 212V214H171V219L169 220V227H166L165 228V231L168 233V240L166 241V244L159 250V252L157 253V255L160 257V259L162 260V262H167V261H172V260H175L177 257H178V255H180V250H181V248H182V245H183V255L181 256V260H183V261H187V262H192V259L193 258H195V256L198 254L197 252H200V251H206V250H208V248H210V247H212V246H214V244H207L205 247H199V246H196V240H197V235H198ZM255 231H253L254 233H255V236H256V242L258 243V244H261V245H264V224L262 225V226H258V227H256V229H254ZM6 230H5V228H4V232H5ZM11 231V230H10ZM22 231V230H21ZM82 231V230H81ZM95 231V230H94ZM93 231V232H94ZM28 233V231H22V233ZM42 232V231H41ZM52 232V231H51ZM56 232H58V230L56 231ZM62 232H64V231H62ZM133 232H134V230H133ZM0 233H1V231H0ZM5 233H7V232H5ZM38 233V232H37ZM50 233V232H49ZM140 233V232H139ZM48 234V232H43L41 235H40V239H42V241L44 242L45 240H46V235ZM54 234V233H53ZM59 234H60V232H59ZM77 234H79V235H81L80 234V232L79 233H77ZM86 234V233H85ZM144 234V233H143ZM15 235H16V233H15ZM18 235H19V233H18ZM26 235V234H25ZM29 235V234H28ZM51 235V234H50ZM62 235V234H61ZM64 235V234H63ZM65 235H66V233H65ZM72 235V234H71ZM74 235V234H73ZM140 234H138L136 237L135 236H133V237H135V238H133V239H129L128 238V242H132V245H131V248H132V255H133V257H134V259H135V262H139L140 261V258L139 257H141V255H142V253L143 252H140V250H141V245H140V238H138V236H139ZM20 236V235H19ZM22 236V235H21ZM60 236V235H59ZM75 236V235H74ZM78 235H76V237H77ZM23 237V236H22ZM27 237V236H26ZM61 237V236H60ZM68 237V236H67ZM66 237V238H67ZM69 237H70V234H69ZM69 237H68V240H70L69 239ZM225 237V236H224ZM28 238V237H27ZM72 238H73V236H72ZM75 238V237H74ZM73 238V239H74ZM16 239V238H15ZM26 239V238H25ZM24 239V240H25ZM63 239V238H62ZM20 240V239H19ZM19 240H18V242H19ZM65 240V239H64ZM63 240V241H64ZM77 240V239H76ZM178 240H179V242H178ZM26 241V240H25ZM47 241V240H46ZM116 241H119V240H116ZM21 242V241H20ZM23 242V241H22ZM72 242V241H71ZM125 242H126V240H125ZM128 242H126L127 244H128ZM231 242V244L233 245V246H236V247H238V248H242V249H244L245 250V252L248 254V255H250V256H252V258L254 259V261L253 262H251V261H249L247 264H260V263H262V264H264V257L263 256H261V255H259V254H257L255 251H251V250H249V249H247V248H245V246H242V245H240V244H237V243H235V242H233V241H230ZM40 243V242H39ZM64 243V242H63ZM66 243L67 242H65V245H66ZM70 243V242H69ZM18 244H20V243H18ZM24 244V243H23ZM38 244V243H37ZM54 244V243H53ZM52 244V245H53ZM181 244V245H180ZM217 244V243H216ZM221 244V243H220ZM22 245V244H21ZM55 245H57V244H55ZM61 245H62V243H61ZM64 245V244H63ZM64 245V246H65ZM71 245V244H70ZM118 245V244H117ZM126 245V244H125ZM125 245H122L121 246V248L123 249V248H125L126 246ZM130 245V244H129ZM140 245V246H139ZM229 245V244H228ZM9 246V245H8ZM58 246V245H57ZM59 247V246H58ZM58 247L56 248V249H58ZM72 247H74V248H72ZM2 248V247H1ZM19 248V247H18ZM52 248V247H51ZM55 248V247H54ZM107 249V248H106ZM121 249V250H122ZM126 249H127V247H126ZM49 250H51V249H49ZM102 250V249H101ZM100 250V251H101ZM104 250V249H103ZM120 250V251H121ZM115 251V250H114ZM44 252V251H43ZM50 252V251H49ZM68 253V254H64V253ZM93 252V251H92ZM97 252H99V250L97 251ZM96 252V253H97ZM126 253H127V251H125ZM124 252V253H125ZM27 253H29V252H27ZM34 253V252H33ZM120 253V252H119ZM222 253V252H221ZM39 254V253H38ZM225 254V253H224ZM224 254H222V257L224 256ZM40 255H41V253H40ZM91 255V254H90ZM90 255H88L89 257H91ZM109 255V254H108ZM128 255V254H127ZM28 256V257H29ZM45 256V255H44ZM118 256V255H117ZM249 256V257H250ZM98 257V256H97ZM96 257V258H97ZM100 257V256H99ZM105 257V256H104ZM229 257V256H228ZM228 257H226V258H228ZM87 258V257H86ZM220 257H216L215 258V260H211V261H209V263H207V264H224L222 261V263L220 262H218V263H216V261L219 259ZM83 259H84V257H83ZM88 259H90V258H88ZM109 259H111V258H109ZM114 259V258H113ZM133 259V258H132ZM235 259L237 260V264H246L245 263V261L242 259V258H240V257H235ZM78 260V259H77ZM82 260V259H81ZM87 260V259H86ZM98 260H100L99 258H98ZM129 260V259H128ZM127 260V261H128ZM225 260V259H224ZM223 260V261H224ZM22 261V262H21ZM83 261V260H82ZM92 261V260H91ZM97 261V260H96ZM95 261V262H96ZM102 261V260H101ZM108 261V260H107ZM113 261V260H112ZM119 261V260H118ZM74 262V261H73ZM72 262V263H73ZM76 262V261H75ZM168 262V263H169ZM176 262V261H175ZM78 263V262H77ZM80 263V262H79ZM106 264V263H105ZM127 264V263H126ZM182 264V263H181ZM186 264V263H185Z\"/></svg>",
    "mask_w": 264,
    "mask_h": 264
},
{
    "label": "built area",
    "instance_id": "3",
    "mask_svg": "<svg viewBox=\"0 0 264 264\" xmlns=\"http://www.w3.org/2000/svg\"><path fill=\"white\" fill-rule=\"evenodd\" d=\"M177 3L178 0L164 2L170 10ZM53 5L68 18L98 29L102 8L97 2L53 0ZM33 64L41 75L39 79L30 84L4 83L0 88V154L15 152L19 169L30 178L50 163L55 172L65 174L68 184L88 180L89 173L99 177V173L117 171L123 156L112 140L123 138L121 120L118 114H112L104 122L110 126L106 132L103 121L89 111V107L108 109L110 101L101 100L95 94L99 89L85 83L83 70L53 73ZM139 238L143 253L136 264H158L155 257L166 244L168 233L158 224H149ZM235 257L231 255L222 262L237 264ZM242 259L249 262L248 258Z\"/></svg>",
    "mask_w": 264,
    "mask_h": 264
}]
</instances>
